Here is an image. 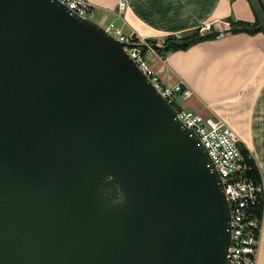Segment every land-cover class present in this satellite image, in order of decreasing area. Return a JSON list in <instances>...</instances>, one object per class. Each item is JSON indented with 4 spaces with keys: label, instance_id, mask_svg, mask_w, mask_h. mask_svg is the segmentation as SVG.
Here are the masks:
<instances>
[{
    "label": "water",
    "instance_id": "1",
    "mask_svg": "<svg viewBox=\"0 0 264 264\" xmlns=\"http://www.w3.org/2000/svg\"><path fill=\"white\" fill-rule=\"evenodd\" d=\"M249 2L256 26L152 47L264 31ZM124 46L59 0H0V264L226 263L222 179Z\"/></svg>",
    "mask_w": 264,
    "mask_h": 264
},
{
    "label": "crops",
    "instance_id": "2",
    "mask_svg": "<svg viewBox=\"0 0 264 264\" xmlns=\"http://www.w3.org/2000/svg\"><path fill=\"white\" fill-rule=\"evenodd\" d=\"M126 8L118 14L119 2ZM100 22H114L145 40L192 34L206 24L256 21L249 0H90ZM148 60L168 85L190 90L182 105L232 127L258 161L264 181V32H233ZM264 264V225L258 263Z\"/></svg>",
    "mask_w": 264,
    "mask_h": 264
},
{
    "label": "built area",
    "instance_id": "3",
    "mask_svg": "<svg viewBox=\"0 0 264 264\" xmlns=\"http://www.w3.org/2000/svg\"><path fill=\"white\" fill-rule=\"evenodd\" d=\"M71 11L82 18L91 19L93 4L90 0H59ZM126 8L124 1L119 2L118 14H123ZM114 38L125 43L124 49L147 76L149 81L161 95L173 106L178 97L185 101L190 90L184 88L182 82L175 85L165 84L156 69L148 60V52L153 50L144 38L132 30L114 22H99ZM221 22L209 23L200 28V34L221 29ZM178 39L181 34H176ZM166 45V39L162 46ZM176 107V106H175ZM177 118L183 126L190 129L198 139L199 145L207 149L214 168L222 179L231 214V244L225 264H257L260 249L261 233L264 225V181L256 180L250 173L254 164L246 156L239 134L221 119L205 116L181 104L177 108Z\"/></svg>",
    "mask_w": 264,
    "mask_h": 264
},
{
    "label": "trees",
    "instance_id": "4",
    "mask_svg": "<svg viewBox=\"0 0 264 264\" xmlns=\"http://www.w3.org/2000/svg\"><path fill=\"white\" fill-rule=\"evenodd\" d=\"M261 1V4L263 6V9H264V0H260ZM259 24V20L256 16V21L254 23H249V22H231L230 25L231 26H234V27H242V26H256ZM236 32H248V33H256V32H264L263 29L261 30H252V31H249V30H243L242 28H240L238 31ZM200 35V29H197L195 32H193L192 34H187L186 36H183L181 37L180 39H178L176 36H169L167 39H166V45L173 42V41H178V42H186V41H189L190 39L196 37V36H199ZM201 40H205V39H201ZM201 40H197V41H193L189 44H187L186 46H176V45H173L171 46L169 49L167 50H164L163 48L161 47H158L156 48V50L160 53V54H163L165 51H169V50H175V49H186L188 48L190 45L198 42V41H201ZM147 42H150L151 44H155L157 43L156 40H147ZM242 150L244 152V154H246V156H249L250 155V152H249V149L244 145L242 147ZM250 162H252V164H254V169L253 171L250 173L251 177L255 178L256 180H261V173H260V170L259 168H257L256 164H255V160L253 159H250ZM111 193L113 195V197L115 199H118L120 196V193H119V190L116 186L112 187L111 189Z\"/></svg>",
    "mask_w": 264,
    "mask_h": 264
},
{
    "label": "rangeland",
    "instance_id": "5",
    "mask_svg": "<svg viewBox=\"0 0 264 264\" xmlns=\"http://www.w3.org/2000/svg\"><path fill=\"white\" fill-rule=\"evenodd\" d=\"M91 19L93 20V21H95V22H100V16H99V14L98 13H96V14H93L92 16H91ZM108 23V22H107ZM187 34H181V37H183V36H186ZM174 36H176V35H174ZM165 39H167V38H165ZM148 43H150V42H148ZM157 43H158V41H157ZM157 43H155V44H157ZM151 44V43H150ZM181 104H182V99H180V97H178L177 98V100L175 101V106L177 107V108H180L181 107ZM250 152V154L252 155V157L254 158L253 160H255V164H256V166H257V168H259V164H258V161H257V159H256V157H254L255 156V154L252 152V151H249ZM257 155V154H256ZM260 170V169H259ZM264 171V170H263ZM261 173V172H260Z\"/></svg>",
    "mask_w": 264,
    "mask_h": 264
}]
</instances>
